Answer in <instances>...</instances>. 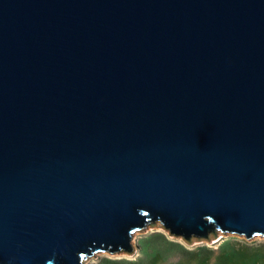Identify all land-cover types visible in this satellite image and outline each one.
Returning a JSON list of instances; mask_svg holds the SVG:
<instances>
[{
  "label": "water",
  "instance_id": "1",
  "mask_svg": "<svg viewBox=\"0 0 264 264\" xmlns=\"http://www.w3.org/2000/svg\"><path fill=\"white\" fill-rule=\"evenodd\" d=\"M264 237V0H0V264Z\"/></svg>",
  "mask_w": 264,
  "mask_h": 264
},
{
  "label": "rangeland",
  "instance_id": "2",
  "mask_svg": "<svg viewBox=\"0 0 264 264\" xmlns=\"http://www.w3.org/2000/svg\"><path fill=\"white\" fill-rule=\"evenodd\" d=\"M132 253L99 251L81 264H264V237L222 234L205 239L183 240L159 223L131 234Z\"/></svg>",
  "mask_w": 264,
  "mask_h": 264
}]
</instances>
